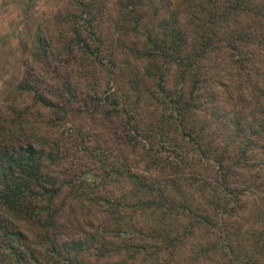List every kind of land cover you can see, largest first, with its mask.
I'll return each mask as SVG.
<instances>
[{
	"label": "trees",
	"instance_id": "1",
	"mask_svg": "<svg viewBox=\"0 0 264 264\" xmlns=\"http://www.w3.org/2000/svg\"><path fill=\"white\" fill-rule=\"evenodd\" d=\"M74 1L80 13L65 20L80 44V24L95 21L104 4ZM115 7L112 35L101 42L91 32L90 56L108 76L93 101L122 118L148 173L106 165L94 179L99 222L68 236L55 206L68 184L44 172L46 150L1 145L0 210L8 217L0 215V264H264V183L256 180L264 167V0H115ZM116 49L125 51L124 66ZM127 54L144 63L141 71ZM225 56L244 78L234 97L221 82V97L214 85L207 90L205 63L215 60L219 74ZM122 180L127 188L115 196L109 182ZM252 197L254 208L242 212Z\"/></svg>",
	"mask_w": 264,
	"mask_h": 264
},
{
	"label": "rangeland",
	"instance_id": "2",
	"mask_svg": "<svg viewBox=\"0 0 264 264\" xmlns=\"http://www.w3.org/2000/svg\"><path fill=\"white\" fill-rule=\"evenodd\" d=\"M76 4L74 0H0V146L31 143L46 150L44 172L55 176L59 186L63 181L68 184L55 204L63 209L60 221H64L68 236H78L82 230H89L91 223L99 222L104 207L95 200L97 187L101 186L94 179H99L104 167L123 163L138 173L148 171L139 150L128 142L130 135L122 118L112 117L106 106L93 101L94 94L101 95L106 88L108 76L106 69L99 68L90 56L91 32L96 31L101 42L108 39V34L112 35L111 19L117 15L115 0H103L104 6L101 9L99 6L100 12L91 24L82 21L80 29L85 42L80 44H72L74 25L65 20L71 13H80ZM130 39L142 41L137 36ZM106 47L108 49L107 44L103 45L102 54H108ZM258 50L264 53L263 49ZM116 51L117 62L124 66V58H121L125 51L122 54ZM125 57L132 69L142 70L141 60H134L130 54ZM230 62L227 56L219 59V74L212 68L217 65L215 60L205 63L212 75L207 90L214 85L218 97L222 89L219 82L227 85L229 94L234 97L235 85L244 81ZM119 65L117 75L122 77ZM259 67V73H264V60ZM24 83L33 88L24 90L20 87ZM258 156L253 155L260 162ZM149 167L153 173H160L154 166ZM86 172L91 173L92 178L85 176ZM256 173L261 176L256 180L264 183V167L257 168ZM112 183L108 186L115 196H120L127 188L123 180ZM73 185L79 190L72 189ZM255 200V197L249 198L242 212L251 211ZM0 215L8 217L1 210ZM28 234L34 235L30 230ZM92 258V255L87 256L88 260ZM100 262L106 264L104 259Z\"/></svg>",
	"mask_w": 264,
	"mask_h": 264
}]
</instances>
